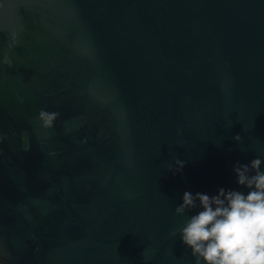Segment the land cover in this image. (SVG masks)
<instances>
[{
    "label": "water",
    "instance_id": "95a60500",
    "mask_svg": "<svg viewBox=\"0 0 264 264\" xmlns=\"http://www.w3.org/2000/svg\"><path fill=\"white\" fill-rule=\"evenodd\" d=\"M0 136V264H193L183 193L264 170V0H0Z\"/></svg>",
    "mask_w": 264,
    "mask_h": 264
},
{
    "label": "clouds",
    "instance_id": "9594fccd",
    "mask_svg": "<svg viewBox=\"0 0 264 264\" xmlns=\"http://www.w3.org/2000/svg\"><path fill=\"white\" fill-rule=\"evenodd\" d=\"M58 117L57 112L40 110L36 121L41 128L50 129ZM233 140L239 142L240 134L233 136ZM175 165V169L168 171L179 173L184 162L176 159ZM261 165L259 157L233 165L236 183L247 189L246 193L224 188L214 195L183 193L182 203L175 207L174 214L184 216L196 211L169 235L175 237L179 233L181 243L190 249L193 264H264V170Z\"/></svg>",
    "mask_w": 264,
    "mask_h": 264
}]
</instances>
